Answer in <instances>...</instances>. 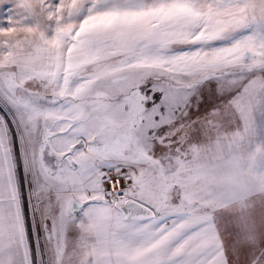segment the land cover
<instances>
[{
  "label": "snow or ice",
  "instance_id": "1",
  "mask_svg": "<svg viewBox=\"0 0 264 264\" xmlns=\"http://www.w3.org/2000/svg\"><path fill=\"white\" fill-rule=\"evenodd\" d=\"M259 136L264 0H0V264H264Z\"/></svg>",
  "mask_w": 264,
  "mask_h": 264
},
{
  "label": "rangeland",
  "instance_id": "2",
  "mask_svg": "<svg viewBox=\"0 0 264 264\" xmlns=\"http://www.w3.org/2000/svg\"><path fill=\"white\" fill-rule=\"evenodd\" d=\"M200 153L203 160L215 162V186L231 197L232 203L226 206V211L264 203V195H252L264 193V136L253 140L251 148L247 138L243 143L213 139L200 146ZM246 196L251 198L245 199Z\"/></svg>",
  "mask_w": 264,
  "mask_h": 264
}]
</instances>
